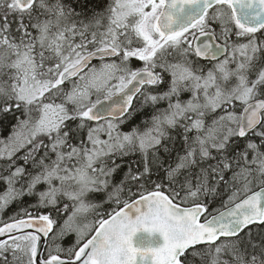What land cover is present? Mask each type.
I'll return each instance as SVG.
<instances>
[{"label":"snow or ice","instance_id":"snow-or-ice-1","mask_svg":"<svg viewBox=\"0 0 264 264\" xmlns=\"http://www.w3.org/2000/svg\"><path fill=\"white\" fill-rule=\"evenodd\" d=\"M9 120L0 264H264V0H0Z\"/></svg>","mask_w":264,"mask_h":264},{"label":"trees","instance_id":"trees-1","mask_svg":"<svg viewBox=\"0 0 264 264\" xmlns=\"http://www.w3.org/2000/svg\"><path fill=\"white\" fill-rule=\"evenodd\" d=\"M162 87H166L165 85ZM165 105H161V107H164ZM150 112V109H146L143 113H141L140 115H138L133 121L132 123H138L141 119V116H146L148 115ZM15 123L14 120H9L8 122H6V124L4 126H0V134H2L3 136H7L11 130L12 125ZM131 127V124L129 125H125L123 126V130L127 131L129 128ZM97 199H99V197H96ZM25 203H32L34 202L35 198H29V197H25ZM106 208H110L111 205H105ZM17 211V205L13 204L10 206L9 209L6 210V212L4 214H2V219L7 220L8 216L14 214ZM92 215L89 214L88 219H92ZM74 240V234L73 235H69L68 237L65 238V240L62 242L64 244V246H68L71 243H73Z\"/></svg>","mask_w":264,"mask_h":264},{"label":"water","instance_id":"water-1","mask_svg":"<svg viewBox=\"0 0 264 264\" xmlns=\"http://www.w3.org/2000/svg\"><path fill=\"white\" fill-rule=\"evenodd\" d=\"M97 61H93V63H95ZM148 234L147 233H137L134 237H133V243L134 245L141 242L142 239H144L145 237H147ZM151 242L153 244V246H158L159 244L163 243L162 237H160L159 233H153L150 237Z\"/></svg>","mask_w":264,"mask_h":264},{"label":"flooded vegetation","instance_id":"flooded-vegetation-1","mask_svg":"<svg viewBox=\"0 0 264 264\" xmlns=\"http://www.w3.org/2000/svg\"><path fill=\"white\" fill-rule=\"evenodd\" d=\"M133 66L134 67H139L140 63L138 61L133 60Z\"/></svg>","mask_w":264,"mask_h":264},{"label":"rangeland","instance_id":"rangeland-1","mask_svg":"<svg viewBox=\"0 0 264 264\" xmlns=\"http://www.w3.org/2000/svg\"><path fill=\"white\" fill-rule=\"evenodd\" d=\"M165 86H166V85H165ZM183 98H184V99H187V98H188V94L185 93ZM93 99H95V96H93ZM0 218H2V216H0ZM74 239H75V236H74ZM73 241H74V240H73Z\"/></svg>","mask_w":264,"mask_h":264}]
</instances>
